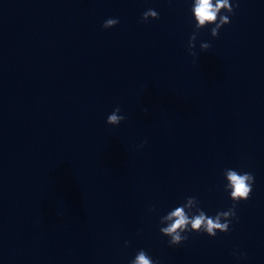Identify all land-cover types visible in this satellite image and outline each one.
<instances>
[{"label": "clouds", "instance_id": "1", "mask_svg": "<svg viewBox=\"0 0 264 264\" xmlns=\"http://www.w3.org/2000/svg\"><path fill=\"white\" fill-rule=\"evenodd\" d=\"M235 6L230 0H192L191 13L194 18V32L189 38L188 49L189 54L196 56L195 41L197 34L203 28L211 27V36L217 37L220 29L230 23V17L235 14ZM226 13V14H222ZM150 19H159V13L154 9H148L143 12L141 22H148ZM119 23L118 18H108L102 24L104 29L115 27ZM211 45L209 43H201V51H207ZM144 112L148 109L144 108ZM121 109L116 107L113 112L108 115L106 123L112 126H118L125 120V116L120 115ZM144 141L143 143H146ZM143 143L140 147H143ZM225 179L224 190L229 192L232 201L231 207L226 211L217 212L215 216H208L203 209L199 207V201L196 197L189 196L185 198V202L170 210L160 219V233L168 237L169 246H179L188 239L185 233H203L209 237H215L218 232H229L233 220H237L236 209L241 201H247L252 193L254 176L250 172L238 171L236 169H225L223 171ZM154 210V209H153ZM128 241H125V246ZM129 264H158L144 249L137 251L134 259Z\"/></svg>", "mask_w": 264, "mask_h": 264}]
</instances>
